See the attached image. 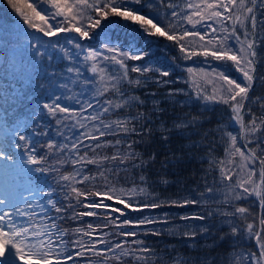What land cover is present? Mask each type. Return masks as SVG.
<instances>
[{
  "label": "snow or ice",
  "instance_id": "6c2138e0",
  "mask_svg": "<svg viewBox=\"0 0 264 264\" xmlns=\"http://www.w3.org/2000/svg\"><path fill=\"white\" fill-rule=\"evenodd\" d=\"M7 5L16 20L0 19V57L20 73L21 87L27 85L31 91L27 98L39 99L23 111L0 105V174L12 177L0 181V264H167L147 237H207L211 224L190 222L218 217L230 228L220 240L238 235L254 240L257 251L244 252L242 264H264V115L257 116L252 108L258 104L264 110V96L249 97L255 82L264 83V76L257 74L264 61V53L258 51L264 45V0H185L183 8L165 0H36L23 7L7 0ZM110 17L128 23L141 40L150 42L135 44V34L117 36L106 28ZM60 34H65L63 39ZM153 38H166L179 57L165 65L152 52ZM130 60L143 63L130 67ZM179 60L205 66H187L182 69L187 79L172 80ZM213 61L222 70L212 67ZM229 68L239 79L228 74ZM130 73L139 75L132 78ZM178 82L189 84L195 98L184 88L168 87L159 99L156 91L145 92L152 98L151 107L139 110L149 101L136 95L137 89ZM200 100L205 108L219 104L229 111V123L210 130L221 133L224 159L216 160L209 147L200 158L208 159L203 191L198 184L187 194L162 196L156 186L171 181H152L148 175L158 153L144 159L134 146L149 144L157 132L165 147L174 135L190 140L189 129L198 130V118L177 115L168 126L161 119L168 110L160 105L183 107ZM133 106L138 109L135 114L119 115ZM113 114L116 119H106ZM233 124L238 130L226 131ZM133 133L140 139H129ZM121 134L124 139H102ZM193 146L201 144L190 142L181 148ZM107 147L113 153L101 154ZM183 160L170 152L160 161L161 169ZM66 166L72 171H62ZM213 170L219 176L209 183ZM120 180L124 186H117ZM250 198L259 204L258 217L248 207L236 206ZM225 205L233 210H224ZM188 206L199 211L142 214ZM132 213L141 215L130 218ZM85 217L99 222L84 226ZM177 217L185 223L174 225ZM240 220L245 223L238 224ZM68 221L78 226L61 227ZM172 264L187 260L177 257Z\"/></svg>",
  "mask_w": 264,
  "mask_h": 264
},
{
  "label": "trees",
  "instance_id": "16d2710c",
  "mask_svg": "<svg viewBox=\"0 0 264 264\" xmlns=\"http://www.w3.org/2000/svg\"><path fill=\"white\" fill-rule=\"evenodd\" d=\"M26 0H20L18 3L22 4L25 3ZM27 2L35 3L36 0H27ZM166 3L171 2L173 4H178L180 8H183L185 5V0H165ZM43 6V5H42ZM39 10V9H38ZM147 11V9H145ZM161 12H168L170 15V10L161 8ZM8 14H11V18H9ZM87 14V13H86ZM8 17V20L5 18ZM259 18V16H258ZM0 19H3L8 22H13L16 20V16L13 10L7 5L6 0H0ZM105 23V22H102ZM186 28L191 30L190 25H184ZM106 28L110 30H114L117 36L124 37L126 35H136L135 44L144 43L148 44L150 41L148 40H141L138 33L134 32V29L130 27L128 23L122 22L119 18L110 17L109 21L106 23ZM61 38L63 39L64 36L60 34ZM152 43V52L159 58L160 61L164 62L167 65L171 61V57H179L178 49L172 47L171 42H168L166 38H153L151 41ZM189 44L195 45L196 41H188ZM94 46H99L93 41ZM167 45V48L165 46ZM264 53V45L258 50ZM10 55V54H9ZM129 66L135 64H141L142 61H128ZM180 67L175 68L173 75L170 79L175 80L176 76H182L187 79V73L183 72L182 69L187 66H194V67H204L203 64H194L193 61H178ZM212 67H216L222 70V65L218 62H211ZM6 68L10 72H17V76L12 77L10 81L9 87L5 85L7 84V80L4 83V79L6 77ZM211 69H209L210 71ZM8 71V72H9ZM228 74L232 77L238 78V73L229 68ZM257 74L259 76H264V61H262L257 66ZM139 74L130 73V77L135 78ZM155 75V74H152ZM169 79V78H164ZM21 76L20 73L12 66L11 61L8 64L3 63V58L0 57V94L3 95V103L6 108L7 103L9 100L17 101L16 104L13 103L12 106L20 107L21 105H28L31 107L36 103V100L39 99L37 96H33L31 100L27 98L28 95H31V91L27 88V85L21 87L20 84ZM19 84V85H18ZM18 85L19 92L25 93L23 97H15V91L13 90V86ZM184 88L188 91L192 92L193 97L195 98V91L191 88V86L184 82H178L171 85H168L164 88H158L155 83H149L146 88H139L135 91V94L140 96L142 99H147L149 103L144 106L143 108L139 109L140 111L147 112L148 108L151 107L150 100L151 97H145V92H152L156 91L158 93L157 99L167 91V88ZM11 88L12 93L8 90ZM212 88L209 85L208 91L211 92ZM18 92V93H19ZM257 96H264V83H261L259 80L254 83L252 90L249 93L250 99L255 98ZM178 100L185 99L184 96L177 97ZM11 106V107H12ZM28 107V108H29ZM160 107L167 109L165 113L161 115V119L165 121L166 125L171 126L172 121L176 119V116L179 115L183 117L185 114H188L189 117H196L200 121L198 126V130L189 129L190 132L193 134L190 136L189 139H185L182 135H174L171 137L170 145L165 147L163 143L159 140V133L157 132L149 144L139 143L136 144L135 150L142 153L143 158L147 159L148 156L153 152L156 151L158 153L156 163L148 169L149 178L152 181H157L159 179H166L171 181L168 185L158 184L156 186V191L159 192L162 196L168 195H176L180 194H187L190 190L197 187L199 184L200 191H203V181L202 177L204 176V170L208 169V159L201 160V157H204L205 154L208 152L209 147H212L213 153L212 156L216 160L224 159V148L226 144L221 142L220 136L221 133L214 132L210 130H214L218 127H222L225 124H228V116L229 111L223 105H215L208 104V107H204V101H196V102H189L187 105L175 106L174 108L171 107L167 102L162 103ZM253 111L256 112L257 116L264 115V110H261L258 104L252 105ZM138 109L133 106L132 108L124 109L119 112L120 116L125 114H135ZM117 114H113L110 117H106V119H116ZM155 119V117H153ZM250 119L249 116L245 117V122ZM159 125V121H156V126ZM237 126L230 125L227 127L226 131L236 132ZM208 133L207 137L204 136L205 133ZM121 138L124 139L125 137L121 134L120 137L117 136H107L102 138L103 140H112ZM131 140H139L140 137L135 135L134 133L128 137ZM203 138V139H202ZM200 142V147H188V148H181L182 145H186L189 143ZM239 142V141H238ZM239 146L243 149V143H240ZM123 147V146H122ZM249 147H255V145H249ZM101 151L103 155H111L114 151L111 147L104 148ZM177 153L184 157V160L176 165H169L167 170L161 169L160 161L164 159L165 156L169 155V153ZM191 154V155H190ZM211 157H209L210 159ZM238 162V159H237ZM89 168L94 172L95 166L89 165ZM159 170V171H158ZM62 171H72L71 166H66ZM123 175V174H121ZM219 176L218 170H213L208 176L207 180L209 183L212 182L214 177ZM49 182H52V178L49 177ZM117 186H124V181L120 180V184ZM217 199H222V197H217ZM236 206L248 207L250 212L258 217L261 214V209L259 207L258 202L255 201V198H250L247 200H241L236 202ZM83 210V209H81ZM224 210L232 211V207L225 205ZM161 211L164 212H172L183 214L185 212H196L199 211L197 206H188V208H165L163 210H152L149 212L145 210L143 215H157ZM138 213H132V217H136ZM252 216L248 217V221L252 220ZM221 218H217L215 221H191L193 225H204V224H211L210 232L211 234L207 237L205 236H197L194 240H189L187 237H183L179 235H162L160 237H147V243L156 245L157 252L164 257L167 261V264H172V260L179 257L182 259L187 260V264H202L204 261H208V264H242V254L247 251H257L254 240L248 239L246 236L238 235L237 238L234 240L231 236H225L223 240H220V236L224 233H229L230 228L226 224L220 223ZM96 221L95 217H85L83 220V225L86 226L87 223ZM185 222L179 220L177 217L174 221V225H183ZM245 222L243 220L238 221V224L243 225ZM78 226L76 222H62L61 227L63 228H74ZM173 225H167L165 227H172ZM189 244H194V247H189ZM235 244V247L233 245ZM165 245L171 246L170 248H165ZM163 249V251H161ZM258 254V253H257ZM131 264V261L128 262ZM159 264V261L157 262Z\"/></svg>",
  "mask_w": 264,
  "mask_h": 264
},
{
  "label": "rangeland",
  "instance_id": "374dc122",
  "mask_svg": "<svg viewBox=\"0 0 264 264\" xmlns=\"http://www.w3.org/2000/svg\"><path fill=\"white\" fill-rule=\"evenodd\" d=\"M7 1V0H6ZM20 0H17V2H19ZM22 1V0H21ZM27 2V0L25 1V3ZM25 3H22V4H20L21 5V7H23L24 5H25ZM8 16H9V18H11V14H8ZM6 20H8V17L7 18H5ZM65 34H62V36H64ZM53 39H55V38H53ZM6 71H7V73H6V77H5V79H4V83H5V81L7 80V84L5 83V85L6 86H8L9 87V85H10V81H11V78L12 77H15V76H17L18 74H17V72H10L7 68H6ZM9 71V72H8ZM1 85L2 84H0V88H1ZM19 85V84H18ZM18 85H16V86H13V90L15 91V97L17 98V93L19 92V89H18ZM10 87H11V85H10ZM11 93H12V91H11V88L10 89H8ZM13 94V93H12ZM2 103V102H1ZM2 105H3V103H2ZM13 105V101L12 100H9V102L7 103V106L8 107H11ZM4 106V105H3ZM29 106L28 105H21L20 107H18V110L19 111H23L24 109H26V108H28ZM10 179H12L10 176H4L3 174H0V181H4V180H10Z\"/></svg>",
  "mask_w": 264,
  "mask_h": 264
}]
</instances>
